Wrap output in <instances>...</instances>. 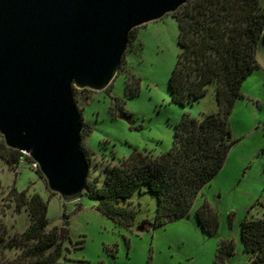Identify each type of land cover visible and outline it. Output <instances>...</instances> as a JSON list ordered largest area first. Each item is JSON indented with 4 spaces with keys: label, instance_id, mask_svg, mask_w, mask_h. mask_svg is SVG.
<instances>
[{
    "label": "rangeland",
    "instance_id": "rangeland-1",
    "mask_svg": "<svg viewBox=\"0 0 264 264\" xmlns=\"http://www.w3.org/2000/svg\"><path fill=\"white\" fill-rule=\"evenodd\" d=\"M133 32L125 63L110 87L102 92L75 90V101L87 124L82 147L91 165L90 182L103 179L108 165L130 157L136 149L155 156L166 153L174 145L176 127L184 117L201 119L218 110L213 86L199 102L183 106L172 101L169 81L179 55V28L172 15ZM129 75L141 80L133 96L136 86L131 82L127 90ZM120 109L130 123L118 117ZM230 126L235 144L226 164L201 190L185 218L139 231L140 224L154 222L158 201L149 192H138L133 202L140 214L135 226L128 229L99 212L97 203L86 196L65 205L31 166L11 169L0 158V219L11 236L29 227L28 213L18 212L9 197L13 188L28 190L50 200V229L62 234L69 249L67 259L89 264H217L221 242L234 240L235 254L225 264H247L250 257L241 238L242 222L264 217V69L255 70L244 82ZM0 144L5 145L1 134ZM204 204L217 217L214 232L198 221L197 212Z\"/></svg>",
    "mask_w": 264,
    "mask_h": 264
},
{
    "label": "trees",
    "instance_id": "trees-1",
    "mask_svg": "<svg viewBox=\"0 0 264 264\" xmlns=\"http://www.w3.org/2000/svg\"><path fill=\"white\" fill-rule=\"evenodd\" d=\"M172 16L179 28V55L169 81L172 101L183 106L199 102L213 86L218 110L201 119L184 117L176 127L174 145L166 153L155 156L136 149L130 157L108 165L103 179L88 181L85 196L97 203L99 212L128 229L135 226L140 214L134 195H155V220L140 224L139 231L160 228L190 215L201 190L224 168L235 144L230 117L242 98L243 84L255 70L262 69L256 57L264 29L262 0H190ZM127 80V90L132 82L136 86L132 96L137 94L141 80L134 75ZM24 157L28 159L0 144V158L9 168L19 169ZM9 197L18 212L28 213L30 224L23 233L11 236L0 219V264H89L67 259L68 247L58 230L50 229V200L16 188ZM1 211L4 213V207ZM63 217L68 226L69 217ZM197 218L211 232L218 227L208 204L200 208ZM241 238L250 257L247 264H264V217L245 219ZM236 247L234 240L221 242L217 264H225Z\"/></svg>",
    "mask_w": 264,
    "mask_h": 264
},
{
    "label": "water",
    "instance_id": "water-1",
    "mask_svg": "<svg viewBox=\"0 0 264 264\" xmlns=\"http://www.w3.org/2000/svg\"><path fill=\"white\" fill-rule=\"evenodd\" d=\"M189 2L0 0V134L8 148L38 163L65 205L89 191L91 171L75 90L108 89L131 33ZM256 57L264 69V29Z\"/></svg>",
    "mask_w": 264,
    "mask_h": 264
},
{
    "label": "built area",
    "instance_id": "built-area-1",
    "mask_svg": "<svg viewBox=\"0 0 264 264\" xmlns=\"http://www.w3.org/2000/svg\"><path fill=\"white\" fill-rule=\"evenodd\" d=\"M22 153L28 157V159H25V157L22 158V161H21L22 164H30L31 168L35 169L36 171H39L40 168H39L38 163H36L35 161H33V160L30 158V156L27 155L26 153H24V152H22Z\"/></svg>",
    "mask_w": 264,
    "mask_h": 264
},
{
    "label": "flooded vegetation",
    "instance_id": "flooded-vegetation-1",
    "mask_svg": "<svg viewBox=\"0 0 264 264\" xmlns=\"http://www.w3.org/2000/svg\"><path fill=\"white\" fill-rule=\"evenodd\" d=\"M119 111L120 112L117 114V115H119L118 117H121V115L126 114L123 109H120ZM84 128H87V124H86V127H84ZM84 131H85V129H84Z\"/></svg>",
    "mask_w": 264,
    "mask_h": 264
}]
</instances>
